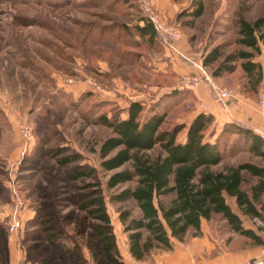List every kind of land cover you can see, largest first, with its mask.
Wrapping results in <instances>:
<instances>
[{"label":"rangeland","instance_id":"obj_1","mask_svg":"<svg viewBox=\"0 0 264 264\" xmlns=\"http://www.w3.org/2000/svg\"><path fill=\"white\" fill-rule=\"evenodd\" d=\"M139 14L138 3L125 0H0L1 264H5L10 235L3 223L13 209V190L25 205L20 233L28 264H45L46 253L51 256L57 253L54 249L73 244L70 237L74 234L79 236L78 244L82 241L86 248L98 247L88 244L95 239L90 226L98 221L88 218L74 203L76 194L93 189L102 193L115 240L123 247L126 235L118 211L132 204L109 201L116 192L106 188L111 173L103 172L97 152H90L93 147L98 149L97 144L109 132L87 126L82 117L125 110L123 97L105 94L114 85L104 68L107 65L127 73L137 65L125 51ZM237 14L247 19L264 14V0H205V12L195 26L182 28L185 40L203 55L214 44L235 37ZM258 59L264 63L262 56ZM239 74L237 71L217 85L237 89ZM175 118L169 115L167 125ZM22 127L33 136L30 144L21 137ZM59 148L69 149L64 155L81 154L82 160L71 166L92 167L94 175L68 181L67 168L57 164L64 155L53 156L52 151ZM225 199L239 213L234 199ZM240 219L244 229L264 239L259 220L242 215ZM203 229L214 240L229 245V250L264 247L230 233L219 216L203 222Z\"/></svg>","mask_w":264,"mask_h":264},{"label":"trees","instance_id":"obj_2","mask_svg":"<svg viewBox=\"0 0 264 264\" xmlns=\"http://www.w3.org/2000/svg\"><path fill=\"white\" fill-rule=\"evenodd\" d=\"M125 1L137 4L136 0ZM139 12L131 34L135 31L150 42L159 41L158 32L140 8ZM204 12L205 0H190L188 7L177 13L174 23L181 30L193 28ZM234 27L235 37L207 48L201 64L214 81L221 82L239 71L237 90L257 100L260 90L264 94V65L258 59L264 52V14L254 19L237 14ZM174 98L175 93H171L149 108L141 102H130L127 109L110 115L98 112L92 118L82 117L87 126L109 132L97 144L98 149L93 147L90 152H97L99 168L111 173L106 188L116 192L109 201L132 204L118 211L130 257L141 263L157 253H169L174 242L200 237L202 223L215 216L225 222L230 233L264 246V239L244 229L240 219L242 215L259 220L264 232V138L235 122L217 126L215 118L204 112L188 124L174 120L167 125L176 107ZM122 114L126 117L121 118ZM52 152L56 157L69 149ZM81 160L79 153L57 160L60 167L67 168L68 181L94 175L92 167L71 166ZM226 196L234 199L239 213L227 204ZM75 198L77 209L98 221L90 226L95 239L88 243L98 245L90 248L95 262L124 264L100 190L79 193ZM70 258H76L75 252Z\"/></svg>","mask_w":264,"mask_h":264},{"label":"crops","instance_id":"obj_3","mask_svg":"<svg viewBox=\"0 0 264 264\" xmlns=\"http://www.w3.org/2000/svg\"><path fill=\"white\" fill-rule=\"evenodd\" d=\"M151 1L158 10L166 14L170 22H175L177 13L188 7L190 0ZM176 46L183 56L170 52L160 39L150 42L147 36L141 37L134 31L126 52L133 57L137 65H134L130 71L127 70V73L105 65L104 71L108 70L114 87L110 92L104 93L123 97L125 99L123 109H127L130 102H141L149 108L163 96L175 93L173 102L176 103V107L171 114L177 116L175 120L178 123L188 124L196 115L204 112L215 118L217 126L235 122L252 129L264 138V104H259V98L254 100L234 89V97L223 106L213 96L210 85L204 81L190 89L175 88V83L184 76L203 75L200 68L202 54L185 40L184 34ZM261 56L264 58V52ZM262 64L264 65L263 62ZM212 81L215 84L220 83L213 79ZM118 100L111 99L113 102H120ZM125 117L124 114L123 118ZM201 234L200 237L189 238L184 243L174 242L171 252L157 253L150 261L141 263L135 262L130 257L126 237L123 247H120L117 241L116 243L124 264H244L249 259L260 258L263 254L264 247L254 250L227 249L229 245L214 240L212 235L203 229V223ZM70 238L73 239V244L67 243L66 248L54 249L57 253L51 256L46 253L48 258L44 263L74 264L75 260L76 264H97L91 250L81 245L82 241L78 244L77 234ZM22 240V233L8 235L5 264H28ZM74 252L76 258L72 261L70 257Z\"/></svg>","mask_w":264,"mask_h":264},{"label":"built area","instance_id":"obj_4","mask_svg":"<svg viewBox=\"0 0 264 264\" xmlns=\"http://www.w3.org/2000/svg\"><path fill=\"white\" fill-rule=\"evenodd\" d=\"M142 14L147 18V20L153 25L155 30L158 32L160 40L162 41L165 48L170 52L183 56L180 50L177 48L176 43L183 38V32L174 22H170L165 13L158 10L152 3L151 0H136ZM203 75H188L182 77L178 82L175 83V88H193L196 87L200 82L204 81L210 85L211 91L215 99L226 106L230 100L234 97V90L222 87L215 84L210 75L207 73L203 66H200ZM259 104H264V94L260 90L259 93ZM21 137L24 143L30 144L32 142L33 136L27 127H22L20 130ZM13 197V209L10 215L6 218L3 226L10 235H19L22 230V214L25 210V205L23 199L19 193L15 190L12 192ZM244 264H264V250L260 258L249 259Z\"/></svg>","mask_w":264,"mask_h":264}]
</instances>
